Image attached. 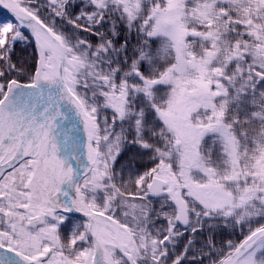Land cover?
I'll return each mask as SVG.
<instances>
[{
  "label": "snow or ice",
  "instance_id": "snow-or-ice-1",
  "mask_svg": "<svg viewBox=\"0 0 264 264\" xmlns=\"http://www.w3.org/2000/svg\"><path fill=\"white\" fill-rule=\"evenodd\" d=\"M165 2L0 0V264H264V163H242L239 111L217 104L240 98L233 68L253 98L243 124L264 122V47H237L223 70L214 56L189 84L206 115L189 117L192 150L153 93L198 72L188 42L222 37L209 19L181 40L183 14L152 12ZM160 36L175 53L154 74Z\"/></svg>",
  "mask_w": 264,
  "mask_h": 264
},
{
  "label": "trees",
  "instance_id": "trees-1",
  "mask_svg": "<svg viewBox=\"0 0 264 264\" xmlns=\"http://www.w3.org/2000/svg\"><path fill=\"white\" fill-rule=\"evenodd\" d=\"M264 2V1H262ZM168 7L167 2H165L163 5L160 3H157L156 6L153 7L152 12L155 15L157 12L161 10H165ZM258 2L254 5H251L250 7L238 10L233 8L229 3H227V6H218V10L220 12L219 15H216L215 17L211 18L212 22V29L211 31L214 34H219L222 38L219 41L218 46L215 49L209 48L205 46V43L201 40H198L197 48L193 52H189V62L190 64H193L194 62L200 61L202 63V73L195 72L191 75L192 82H198L202 81V74L205 69V65L214 57L216 56L218 59V63L221 66V70H223V66L228 63V60L230 57L233 56L234 50L237 47H244L245 45L248 46L249 51L259 50L262 47H264V42L262 40V36H264V13H258L257 12ZM257 15H260L262 18L257 20ZM225 17V19H220V17ZM7 16L2 14L0 12V21L3 18H6ZM206 22L200 21V25L204 24ZM251 25L252 27H241L240 25ZM261 29L263 31H261ZM198 31L206 32L207 29H197L196 31H193L190 34H196ZM251 31L253 35L255 36L256 40L261 41L262 43H256L255 40H249L246 35H239L245 32ZM161 41L158 39L157 44L154 46V48L160 47ZM222 44V46H220ZM231 45V47H230ZM175 53V50H174ZM262 57H264V52H260ZM253 63H260V59H256L252 61ZM173 64V58H161L159 56L158 59L154 60V63L151 66V71L156 74L159 73L162 69L165 68L166 65ZM245 76H247V69L243 68ZM228 72L232 75V78L236 80V88L240 89V98H236V91L235 89L230 90V95L228 97L221 96L217 100V104L224 103L228 109H229V115L230 117L233 116V114L236 111H239V116L241 118L242 127L241 129H238V131H243L248 134V140H244L241 138L240 143L242 145V153L244 147H248V153L245 154V157L248 155V166L246 164H243L251 168L253 164H259V154L258 152L254 154L253 152L260 150L264 155V122H261L259 120L253 121L248 123L247 125L243 124V118L245 117L246 113L249 111H252V109L249 107V100L253 99L250 95H244V90L241 87L240 81L238 79L240 72L234 71L233 68H229ZM250 87V85H249ZM260 87H264V84L257 85V89ZM190 90H194L193 88H190ZM155 94L158 96V98H154L157 105H159L162 109H164L167 113L169 110V105L172 102L171 98V91L166 85H161L160 87L156 88L153 95ZM163 96V99L165 100V103L162 105L160 103L161 97ZM146 106V105H145ZM202 119H206V115L203 111H194V113L191 116L192 121L199 122ZM155 121H153V124ZM249 141H255V144L250 143ZM209 139H205L202 144L201 151L207 152L209 148ZM218 151V150H217ZM217 158H219L218 155L214 156L213 153V162L215 163L217 161ZM220 159V158H219ZM235 239V237H233Z\"/></svg>",
  "mask_w": 264,
  "mask_h": 264
},
{
  "label": "rangeland",
  "instance_id": "rangeland-1",
  "mask_svg": "<svg viewBox=\"0 0 264 264\" xmlns=\"http://www.w3.org/2000/svg\"><path fill=\"white\" fill-rule=\"evenodd\" d=\"M188 1V0H187ZM264 1V0H262ZM231 2L235 7L238 8H247L249 3L256 4L257 0H228V3ZM201 4V5H199ZM205 5H208L205 7ZM216 11V0H203V2L198 3L196 0L190 1V4L187 5V11L185 13V0H169V9L166 11H161V15L159 17L158 23H162L165 25H175L178 15L183 14L184 20L179 25V36L182 40L184 35L189 33L188 26L193 23L198 22L199 20L207 21L211 16L215 15ZM193 19V20H192ZM261 31H263L261 29ZM163 39L162 45V52L165 55L164 49L167 47L169 51H167L166 55H172V43L171 40L166 36H160ZM262 40L264 42V36H262ZM222 46V44L220 45ZM190 49L192 47L190 46ZM262 57V55L260 54ZM190 64V62H189ZM190 66L198 67V72L202 73V63L199 61L190 64ZM192 72L184 71L182 72L181 77L176 81V87L172 86V82H168L166 85L171 90V98L172 102L169 105V110L167 111V119L170 123H173L176 127L183 129V136L182 138H186L189 144H191L192 140V133L191 128L192 125L189 122V117L192 116L194 111H196V104L191 99L192 95L194 94V90H190L189 84H195L198 87L203 86L202 81L192 82ZM192 150L195 149V145L191 144ZM257 151L253 152L256 154ZM259 164L264 163V155L263 150L262 152L259 150ZM216 153H214V156ZM240 159L241 161L248 166V155L245 157V154L240 152ZM219 158H217V161ZM222 166V165H221Z\"/></svg>",
  "mask_w": 264,
  "mask_h": 264
},
{
  "label": "water",
  "instance_id": "water-1",
  "mask_svg": "<svg viewBox=\"0 0 264 264\" xmlns=\"http://www.w3.org/2000/svg\"><path fill=\"white\" fill-rule=\"evenodd\" d=\"M0 10L6 14H8L11 17V14L8 12L7 9H4L3 7H0Z\"/></svg>",
  "mask_w": 264,
  "mask_h": 264
},
{
  "label": "flooded vegetation",
  "instance_id": "flooded-vegetation-1",
  "mask_svg": "<svg viewBox=\"0 0 264 264\" xmlns=\"http://www.w3.org/2000/svg\"><path fill=\"white\" fill-rule=\"evenodd\" d=\"M76 216H79L78 214H76Z\"/></svg>",
  "mask_w": 264,
  "mask_h": 264
}]
</instances>
